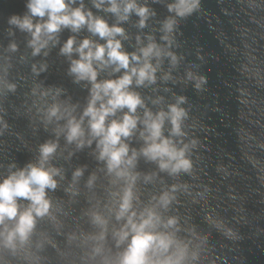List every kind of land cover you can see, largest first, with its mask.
Instances as JSON below:
<instances>
[{
	"label": "water",
	"instance_id": "1",
	"mask_svg": "<svg viewBox=\"0 0 264 264\" xmlns=\"http://www.w3.org/2000/svg\"><path fill=\"white\" fill-rule=\"evenodd\" d=\"M81 2L85 11L125 29L117 38L126 52H139L152 37L177 57L175 64L169 56L161 59L154 84L132 88L153 113L167 112L183 98V135L173 139L189 146L192 167L170 175L141 155L134 169L139 174L137 209L152 207L169 193L171 203L157 210L165 221L177 219L180 234L193 241L199 259L192 264H264V0H199L197 9L184 17L169 10L175 0H136L149 9L144 27L135 11L119 21L93 0H76L73 7ZM27 3L0 0V182L38 162L42 145L58 143L50 158L61 170L58 187L48 193L52 215L39 220L28 251L40 264H100L105 253L97 255L96 247L106 246L109 255L118 251L113 233L122 221L115 219L114 193H122L124 182L108 174L95 142L82 148L69 143L67 119L49 121L47 110L58 104L79 118L91 98V82L78 81L71 72L79 54L61 51L66 41L75 37L74 46L85 38L106 41L86 27L78 32L63 28L34 55L32 34L9 23L13 15L29 14ZM169 19L175 20L170 43L162 39ZM123 71L108 68L99 79H115ZM144 110L138 108L137 115L143 117ZM142 127L128 140L130 148L145 146ZM171 127L166 121L165 136ZM80 169L83 174L74 178ZM96 214L107 220L103 229L94 223ZM102 230L108 233L106 242L99 240Z\"/></svg>",
	"mask_w": 264,
	"mask_h": 264
},
{
	"label": "clouds",
	"instance_id": "2",
	"mask_svg": "<svg viewBox=\"0 0 264 264\" xmlns=\"http://www.w3.org/2000/svg\"><path fill=\"white\" fill-rule=\"evenodd\" d=\"M93 3L98 9L116 14L119 21L127 20L135 11L141 17L140 27L146 25L149 16L148 7L139 6L136 0H93ZM74 4L76 0H28L29 14L13 15L9 23L32 34L30 44L34 48V55L46 48L50 41H55V34L63 28L78 32L86 27L93 36L106 41L101 44L85 38L78 46H74L75 37L66 41L61 51L67 55L73 52L79 54V59L72 61L71 72L78 81L91 82V98L79 118L70 111L62 112L58 104H53L47 110L49 121L52 118L67 119L65 128L69 143L75 142L77 147L82 148L95 142L99 150L98 159L105 162L108 174L114 176L116 181L124 182L122 193H114L118 197L115 219L122 221L113 233L118 251H112L109 255L106 246H98L94 251L97 255L105 253L101 256L100 264H192V261L199 259L193 251V241L180 234V229L176 228L177 219L165 221L157 210L158 207H168L172 201L170 194L163 193L152 207L137 209L139 198L134 191L139 178L134 169L141 155L149 161L158 162L159 169L170 175L187 172L192 167L187 157L189 146H180L183 142L173 139L183 135L185 111L179 107L183 98L178 104L170 105L167 112L153 113L141 95L132 88L133 84L137 87L154 84L161 59L169 56L175 64L177 57L165 51L152 37L139 52H126L122 41L117 38L125 35L123 27L110 25L91 10L85 11L82 2L79 7H73ZM198 4L199 0H175L168 7L177 16L184 17L192 14ZM36 17L41 18L42 22H34ZM45 17L46 20L43 19ZM174 24L175 20L169 19L164 25L166 34L162 39L169 43L168 34L173 31ZM12 48L15 50L16 46L12 45ZM108 68L112 73L124 71L115 79L100 80V73ZM196 87L199 88L200 84L197 83ZM138 108L145 109L143 117L137 115ZM118 112H123V115L117 117ZM166 121L172 125L170 136L164 135ZM140 125L143 127L139 130V136L145 146L139 150L132 149L128 140L136 134ZM58 146L55 142L42 145L38 162L29 163L0 182V264H40L39 258H33L28 248L36 237L39 220L52 215L53 201L48 193L58 187L57 177L61 175V170L50 164V158ZM82 174V169L77 170L74 178ZM94 179L88 183L92 184ZM94 223L103 229L107 220L96 214ZM107 239V231L102 230L99 240L106 242Z\"/></svg>",
	"mask_w": 264,
	"mask_h": 264
}]
</instances>
